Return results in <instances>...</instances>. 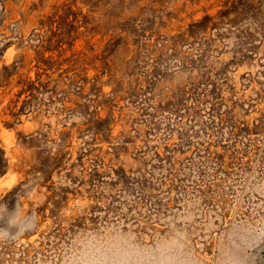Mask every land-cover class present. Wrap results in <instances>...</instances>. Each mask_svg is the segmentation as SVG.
<instances>
[{"label": "rangeland", "instance_id": "obj_1", "mask_svg": "<svg viewBox=\"0 0 264 264\" xmlns=\"http://www.w3.org/2000/svg\"><path fill=\"white\" fill-rule=\"evenodd\" d=\"M0 150V264H264V0H0Z\"/></svg>", "mask_w": 264, "mask_h": 264}, {"label": "trees", "instance_id": "obj_2", "mask_svg": "<svg viewBox=\"0 0 264 264\" xmlns=\"http://www.w3.org/2000/svg\"><path fill=\"white\" fill-rule=\"evenodd\" d=\"M7 69H15L14 68V66H4L3 67V69H2V71H6ZM13 75V74H12ZM20 92L18 93V95H22V94H28V95H30L33 91H35L36 90V88H35V82H33V81H30L29 79H26L25 81H21L20 83ZM27 104V102H24L23 103V105H24V107H25V105ZM23 108V107H22ZM22 108H21V110L20 111H22ZM24 110V109H23ZM31 138V137H30ZM5 160L3 159V151L2 150H0V170L1 169H3V168H5L6 167V165H5ZM116 174H117V176H118V171L116 172V171H114ZM122 177V176H121ZM125 179V178H124ZM124 179H122L121 180V184L124 186V187H126V186H128V181L126 180H124ZM131 183V182H130ZM129 183V184H130Z\"/></svg>", "mask_w": 264, "mask_h": 264}]
</instances>
